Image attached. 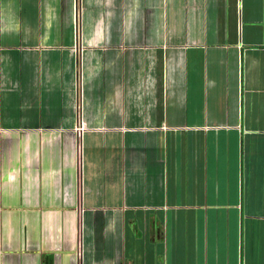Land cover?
Wrapping results in <instances>:
<instances>
[{
  "label": "crops",
  "instance_id": "obj_1",
  "mask_svg": "<svg viewBox=\"0 0 264 264\" xmlns=\"http://www.w3.org/2000/svg\"><path fill=\"white\" fill-rule=\"evenodd\" d=\"M0 264H264V0H0Z\"/></svg>",
  "mask_w": 264,
  "mask_h": 264
}]
</instances>
